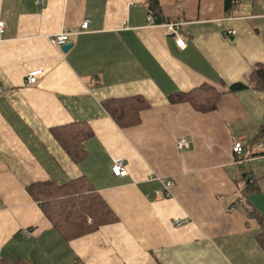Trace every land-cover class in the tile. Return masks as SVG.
Returning a JSON list of instances; mask_svg holds the SVG:
<instances>
[{
  "label": "crops",
  "instance_id": "1",
  "mask_svg": "<svg viewBox=\"0 0 264 264\" xmlns=\"http://www.w3.org/2000/svg\"><path fill=\"white\" fill-rule=\"evenodd\" d=\"M156 2L159 22L150 23L147 0H0V259L264 264L253 215L264 213V92L226 91L264 67V0ZM165 22L177 24L173 32ZM58 33L68 34L65 52L49 42ZM202 84L220 92L214 110L169 102ZM132 96L146 107L137 125L119 128L102 103ZM70 123L91 132L76 162L51 133ZM114 158L125 175L111 174ZM78 178L116 221L64 241L25 188ZM160 179L171 182L167 198ZM245 179L253 191H242Z\"/></svg>",
  "mask_w": 264,
  "mask_h": 264
},
{
  "label": "trees",
  "instance_id": "2",
  "mask_svg": "<svg viewBox=\"0 0 264 264\" xmlns=\"http://www.w3.org/2000/svg\"><path fill=\"white\" fill-rule=\"evenodd\" d=\"M226 0V7L232 5ZM148 8L153 17H159V7L156 0H147ZM253 89L264 92V67L254 64L247 83L235 82L227 85L226 91L236 92L243 89ZM220 92L209 85L202 84L188 92L178 93L169 97L170 103L185 102L198 112H208L215 109ZM108 116L119 128L137 125L140 121L139 112L146 107L139 96L121 99H108L102 103ZM264 132V124L261 127ZM55 140L74 162L83 157L81 143L91 132L85 123H70L51 129ZM244 190L251 192L254 186L250 179H245ZM25 191L38 205L42 214L64 241H69L96 231L100 226L113 223L116 216L88 185L85 179L78 178L64 184H55L50 180L33 182L26 186ZM259 225L257 242L264 251V213L253 214ZM0 264H26L22 260L9 262L0 259ZM72 264H82L75 260Z\"/></svg>",
  "mask_w": 264,
  "mask_h": 264
},
{
  "label": "built area",
  "instance_id": "3",
  "mask_svg": "<svg viewBox=\"0 0 264 264\" xmlns=\"http://www.w3.org/2000/svg\"><path fill=\"white\" fill-rule=\"evenodd\" d=\"M38 3H41L43 0H35ZM239 2V0H231V4L234 6ZM146 19L148 22H154V17L152 15L151 10H148L147 12V16ZM88 24L89 21L88 19H84L82 20V22L79 25V28L82 31H85L88 29ZM176 23H163L160 26L164 29L165 33H170L174 31V28L176 27ZM4 29V23L2 21H0V33L3 31ZM226 36H231L234 34V30L230 29V30H226L224 33ZM68 38V34H64V33H58L55 34L54 36H51L49 38V42L53 45H57V46H61L64 43H66ZM175 44L182 48L184 46L182 39L180 38H175ZM40 71L39 70H34L31 72H28L25 76V82L26 83H33L35 81V76L37 74H39ZM259 146L261 145V143L258 144ZM177 148H184L186 146V141L183 139H180L177 141L176 143ZM241 142L238 139H233L232 140V144H231V152L232 154L238 156L241 153ZM111 169V174L113 176H123L126 174V168H125V164L123 162V160L121 158H114L112 161V165L110 167ZM160 185H161V190H160V196L163 198H167L170 195V187H171V182L169 180L166 179H160L159 180ZM174 226H179L181 224V221L179 220H175L174 222ZM23 232L28 235L29 234V230H23Z\"/></svg>",
  "mask_w": 264,
  "mask_h": 264
},
{
  "label": "water",
  "instance_id": "4",
  "mask_svg": "<svg viewBox=\"0 0 264 264\" xmlns=\"http://www.w3.org/2000/svg\"><path fill=\"white\" fill-rule=\"evenodd\" d=\"M154 21L159 22V18L158 17H155L154 18ZM69 47H70V44L69 43H64L63 45L60 46V50L62 52H65Z\"/></svg>",
  "mask_w": 264,
  "mask_h": 264
}]
</instances>
